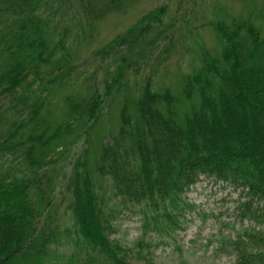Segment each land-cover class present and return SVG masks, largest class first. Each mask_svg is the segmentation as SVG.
<instances>
[{
  "label": "trees",
  "instance_id": "16d2710c",
  "mask_svg": "<svg viewBox=\"0 0 264 264\" xmlns=\"http://www.w3.org/2000/svg\"><path fill=\"white\" fill-rule=\"evenodd\" d=\"M43 1L0 0V102L9 103L0 110V264H154L155 241L182 229L184 195L200 177L238 190L239 221L251 223L221 239L219 250L233 247L234 264H264L260 31L247 19L216 20L209 25L219 53L200 47V65L177 94L155 91L148 77L131 96L123 90L137 59L168 31L161 30L166 7L155 8L95 52L112 62L104 92L81 94L73 91L66 31L54 40ZM137 1L79 0V8L98 21ZM106 99L119 105L117 127L93 148L88 133L100 125ZM59 108L63 120L53 124ZM83 136L63 170L59 162ZM124 211L141 220L131 248L109 238Z\"/></svg>",
  "mask_w": 264,
  "mask_h": 264
},
{
  "label": "rangeland",
  "instance_id": "374dc122",
  "mask_svg": "<svg viewBox=\"0 0 264 264\" xmlns=\"http://www.w3.org/2000/svg\"><path fill=\"white\" fill-rule=\"evenodd\" d=\"M163 6L167 13L161 30L168 27L166 37L161 36L155 47L136 58L137 65L130 73L123 93L135 96L139 87L151 77L155 91L169 88L177 94L181 78L200 65V47L219 53V41L209 25L216 20L229 24L235 18L247 19L264 38V0H138L125 12L112 13L98 21L84 18L79 0H44L41 13L48 20L51 31L56 33L54 40L62 31L67 34L66 43L75 66L73 91L84 94L97 89L103 93L112 62L108 57L96 56L95 52L142 15ZM1 35L3 31L0 29ZM121 94L116 98L120 99ZM115 103L106 99L100 125L88 133V142L93 148L97 147L101 135L106 132L108 135L117 127L119 105L117 101ZM8 106V99L4 98L0 110H6ZM63 116L64 110L59 108L54 111L50 122L59 123ZM86 137L69 146L59 167L65 171L70 168L71 162L82 151ZM62 190L63 187L58 185L57 200H60ZM239 198L240 192L230 185L200 177L184 195L190 208L183 212L182 229L162 241H155L152 250L154 264H234L237 254L233 247L226 244L219 250V246L221 239L225 244L229 237L251 226L248 220L239 221ZM62 199H66L65 194ZM124 212L116 220L109 238L131 248L141 235V220L138 215Z\"/></svg>",
  "mask_w": 264,
  "mask_h": 264
}]
</instances>
